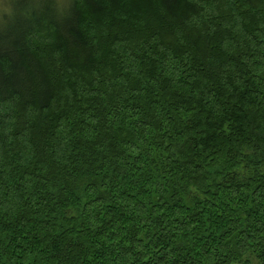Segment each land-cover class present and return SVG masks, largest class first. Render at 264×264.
<instances>
[{
    "label": "trees",
    "instance_id": "16d2710c",
    "mask_svg": "<svg viewBox=\"0 0 264 264\" xmlns=\"http://www.w3.org/2000/svg\"><path fill=\"white\" fill-rule=\"evenodd\" d=\"M0 264H264V0H10Z\"/></svg>",
    "mask_w": 264,
    "mask_h": 264
},
{
    "label": "rangeland",
    "instance_id": "374dc122",
    "mask_svg": "<svg viewBox=\"0 0 264 264\" xmlns=\"http://www.w3.org/2000/svg\"><path fill=\"white\" fill-rule=\"evenodd\" d=\"M9 3H10V0H0V15L2 12L6 11Z\"/></svg>",
    "mask_w": 264,
    "mask_h": 264
}]
</instances>
